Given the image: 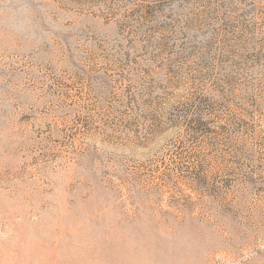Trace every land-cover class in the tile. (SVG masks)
<instances>
[{
    "label": "rangeland",
    "instance_id": "rangeland-1",
    "mask_svg": "<svg viewBox=\"0 0 264 264\" xmlns=\"http://www.w3.org/2000/svg\"><path fill=\"white\" fill-rule=\"evenodd\" d=\"M0 264H264V0H0Z\"/></svg>",
    "mask_w": 264,
    "mask_h": 264
}]
</instances>
